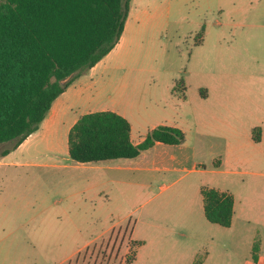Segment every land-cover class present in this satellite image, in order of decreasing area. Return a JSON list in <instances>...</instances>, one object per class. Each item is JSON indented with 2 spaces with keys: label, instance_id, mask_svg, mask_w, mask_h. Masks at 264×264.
<instances>
[{
  "label": "rangeland",
  "instance_id": "rangeland-1",
  "mask_svg": "<svg viewBox=\"0 0 264 264\" xmlns=\"http://www.w3.org/2000/svg\"><path fill=\"white\" fill-rule=\"evenodd\" d=\"M58 100L55 128L3 158L33 164L0 167V264L264 261V0H130L114 48ZM98 110L126 116L136 140L179 128L175 159L72 160L66 128ZM201 187L232 193L230 226L205 218Z\"/></svg>",
  "mask_w": 264,
  "mask_h": 264
},
{
  "label": "trees",
  "instance_id": "trees-1",
  "mask_svg": "<svg viewBox=\"0 0 264 264\" xmlns=\"http://www.w3.org/2000/svg\"><path fill=\"white\" fill-rule=\"evenodd\" d=\"M129 2L0 0V145L11 144L0 156L35 132L77 74L94 67L114 48L124 30ZM130 128L128 119L113 110L84 113L69 128L68 155L80 163L134 158L156 142L179 144L184 138L179 128L159 125L134 144ZM260 134L255 128V142ZM200 192L205 218L230 226L232 193L213 187H201ZM134 258L135 251L124 264Z\"/></svg>",
  "mask_w": 264,
  "mask_h": 264
},
{
  "label": "crops",
  "instance_id": "crops-1",
  "mask_svg": "<svg viewBox=\"0 0 264 264\" xmlns=\"http://www.w3.org/2000/svg\"><path fill=\"white\" fill-rule=\"evenodd\" d=\"M64 93V92H63ZM62 93V94H63ZM61 95V94H60ZM59 95V96H60ZM59 96L54 100L55 102L52 103V106L49 110V112L47 113L46 117L44 118V120L41 122V125L44 126V128H47L46 131L48 130H52L55 128V125L57 123V119L60 117V110H61V107H62V103L64 102L63 100H58L59 99ZM58 100V101H57ZM122 115V114H121ZM124 116V115H123ZM126 117V116H124ZM127 118V117H126ZM76 119V118H75ZM75 119L72 120V124L76 121ZM129 121V120H128ZM72 124H70L66 129H67V134H68V131H69V128L72 126ZM130 138H131V141L132 143L134 144H138L140 143L144 138H139L138 140L134 139L133 137V134H132V126L130 124ZM38 130V129H37ZM36 130V131H37ZM35 132H33L32 134H30L21 144H19L15 149H13L12 151L8 152L6 155L4 156H1L0 157V167L1 166H22L23 164H33V163H23V162H20V161H5L3 158H8L9 156H11L14 152L18 151V152H21V150L26 146V144L29 142L30 138L32 137V135L34 134ZM264 140V132L261 130V134H260V140L257 141L256 143H260ZM3 145V144H2ZM169 145H173V144H169ZM166 143H161V142H156L153 146L151 147H155L156 148H160L163 152L162 154L164 155H169L170 153L168 152V150L166 149ZM67 152H68V149H67ZM141 154V152L138 154V156L136 157H139ZM135 158V157H134ZM120 159H131V158H118V159H110V160H103V161H97V162H88V163H102V162H105V166L110 168V169H113L114 168V165H112L113 161L115 160H120ZM170 159L174 160L175 159V156L170 154ZM83 164H86V163H83ZM52 166H57V167H61V165H56V164H53ZM165 169L167 170V168L165 167ZM113 179H109L108 182H112ZM104 181H102L103 183ZM100 183H101V180H100ZM101 183V184H102ZM99 186V185H98ZM96 187V186H95ZM100 196H102L103 194V189L101 190H98V192L96 193ZM135 241H141V240H135ZM142 243L138 246L140 247L141 245H143V241H141ZM139 257V253L136 251V254H135V259L133 261L136 260V257ZM132 264V262L130 263ZM247 264H264V261L262 259V256L260 254H257L256 255V258L254 259L253 262L251 263H247Z\"/></svg>",
  "mask_w": 264,
  "mask_h": 264
},
{
  "label": "water",
  "instance_id": "water-1",
  "mask_svg": "<svg viewBox=\"0 0 264 264\" xmlns=\"http://www.w3.org/2000/svg\"><path fill=\"white\" fill-rule=\"evenodd\" d=\"M70 76H71V75H70ZM70 76H68L66 79H64L63 82H66V81L69 79Z\"/></svg>",
  "mask_w": 264,
  "mask_h": 264
}]
</instances>
